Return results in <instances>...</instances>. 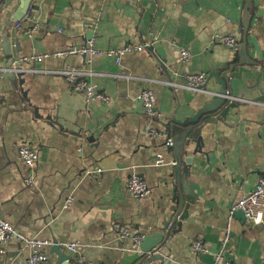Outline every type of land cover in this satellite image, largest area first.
I'll use <instances>...</instances> for the list:
<instances>
[{
  "label": "crops",
  "instance_id": "obj_1",
  "mask_svg": "<svg viewBox=\"0 0 264 264\" xmlns=\"http://www.w3.org/2000/svg\"><path fill=\"white\" fill-rule=\"evenodd\" d=\"M23 3L12 0L5 8L6 0H0V68L90 38L100 50L145 41L153 45L125 55L119 65L108 56L89 63L71 56L28 64L88 70L85 79L108 97L105 103H87L83 93L55 74L0 77V220L24 236L51 241L44 249L49 264L57 259L50 254L54 240L64 248L77 242L78 255L90 264H118L138 246L119 239L113 225L137 231L149 244L173 207L178 173L190 187L186 220L169 241L163 240L162 255L131 264H210L221 247L230 208L264 178V0H31L22 15ZM227 35L242 47V65H233L234 53L221 40ZM180 50L189 52L187 62L179 60ZM224 65L234 66L230 79L240 76L237 107L186 139L183 126L173 120L194 116L210 99L207 94L219 89L211 70ZM198 73L207 75L205 91L165 84L182 85L187 75ZM143 89L155 95L151 119L136 100ZM150 130L158 135L148 136ZM21 145L38 150L32 173L18 157ZM157 156L168 164L156 166ZM132 172L146 183L147 197L126 193ZM68 198L73 202L64 209ZM229 229L224 258L264 264V215L259 226L233 215ZM197 241L206 253L192 252ZM68 253L72 264L76 254ZM27 256L21 242L12 239L0 264H26Z\"/></svg>",
  "mask_w": 264,
  "mask_h": 264
},
{
  "label": "built area",
  "instance_id": "obj_2",
  "mask_svg": "<svg viewBox=\"0 0 264 264\" xmlns=\"http://www.w3.org/2000/svg\"><path fill=\"white\" fill-rule=\"evenodd\" d=\"M36 29L37 26L35 25ZM222 43L232 52H238L240 44L238 41L231 35L224 36ZM153 45L150 41H145L139 45L135 46H126L123 48H109L106 50L97 49L94 45V39L90 38L86 40L82 45L73 46L65 50L57 51L53 54H44L38 55L33 54L29 56H24L18 58L10 68H0V77H3L6 73H36V74H55L60 76L66 81L73 91L81 92L85 96L87 103L90 102H108V97L98 92L95 85L90 84L85 79V76L91 75V72L81 68H72L64 67L58 70H46V69H34L28 68V64L35 61L41 62L45 58H68L71 56H78L85 59L87 63L90 62L89 59L97 56H108L115 59V63L119 65L121 59L130 53L141 52L145 49H149ZM190 58V54L186 50H180L179 60L181 62H187ZM17 64L20 66L17 67ZM124 78L131 79L133 77L126 76ZM137 80H140L137 78ZM207 80V75L204 73L190 74L186 76L185 83L182 85H176L172 82H165V84L171 87L174 90L182 89L189 92H200L203 91L202 87ZM226 97L230 100H236L229 95ZM136 100L140 104L142 113L146 118H152L155 116L154 105H155V95L150 89L141 90ZM148 136H157L158 133L154 130L148 131ZM168 146H172L171 141L167 142ZM18 157L21 163L24 165L25 169L32 173V170L38 162V150L36 148L30 147L28 145H21L17 150ZM154 164L156 166H165L168 163L165 162L163 156H157L154 159ZM174 163L172 162L171 166ZM31 175L25 180L26 184L31 183ZM126 193L133 199L145 198L150 194L144 180L135 172L130 173L126 181ZM73 202L72 198H68L63 208L66 209ZM236 211H240L245 221H248L253 226H259L263 223L264 215V178L258 180L255 188L244 194L240 199L230 208L227 220V226L224 230V235L221 241V247L217 253L213 255V260L210 264H236L235 261L226 260L223 256L224 249L228 244L230 239V229L229 221ZM114 231L117 233L119 239L129 240L133 245L138 246L144 239V236L128 229L125 226L120 224L113 225ZM12 239H16L21 242L24 249L28 252L26 259V264H49V257L47 252L44 249L51 245V241L42 240L37 237H27L21 234L12 224L7 221L0 220V255H3L6 251L7 246L9 245ZM78 246L77 242L70 243L66 245V249L71 254H76L72 264H90L82 256L78 255ZM192 252L196 253H206L207 250L204 248L203 244L200 241L193 243Z\"/></svg>",
  "mask_w": 264,
  "mask_h": 264
},
{
  "label": "water",
  "instance_id": "obj_3",
  "mask_svg": "<svg viewBox=\"0 0 264 264\" xmlns=\"http://www.w3.org/2000/svg\"><path fill=\"white\" fill-rule=\"evenodd\" d=\"M12 0H6V4L4 7L6 8L8 4ZM24 3L22 4V8L20 14H25L31 0H22ZM151 50V47L149 48ZM242 47L238 50V52L234 53L232 62L233 65H242L241 63V53ZM12 66V62L10 61L6 67L10 68ZM20 65L17 64V67ZM232 67H228V65H224L221 69H212L210 75L216 80V84L219 86V89L209 95L210 99L206 100L202 103L201 107L195 112V115L187 118L185 121H174L177 124L183 126L180 130V133L185 136L187 139H193L194 136H197L199 133V129L201 126L206 124L216 123L219 119H225L226 115L231 109L237 107V102L235 100H230L226 97L227 93L232 98H236V81L240 79V76H234L233 79H230V75L232 74ZM163 71L165 72L164 67L162 66ZM223 71V73H222ZM244 70L240 69V73H243ZM24 73H14L9 72L5 74V79L11 78L12 80H18L23 77ZM208 83V78L203 85V91L206 90V84ZM167 125V123H165ZM174 145V143H173ZM177 146L181 147V144ZM180 153L178 152L179 156ZM177 171V169H176ZM175 179L178 181L173 197V207L168 211V213L164 217V221L161 224L160 234H154L152 240L147 242V239L144 238L143 241L138 245V250L131 251L127 253L124 257L120 259L118 264H131L136 260L144 261L146 259L152 260L153 257L157 256V254H161L165 251L161 245L163 240L169 241L173 235L177 233L179 228L182 225V222L186 220V209L188 205V195L190 194V187L183 180L179 181L178 173L175 175ZM180 183V184H179ZM179 192L185 196L181 197ZM191 195V194H190ZM187 196V197H186ZM186 212V213H185ZM234 216L241 221H245L243 214L240 211H236ZM175 227V228H174ZM138 251V253H137ZM50 254H55L57 256L56 261L53 264H70L71 263V255L65 250L64 247L59 245L55 240L52 243V247L50 248Z\"/></svg>",
  "mask_w": 264,
  "mask_h": 264
}]
</instances>
